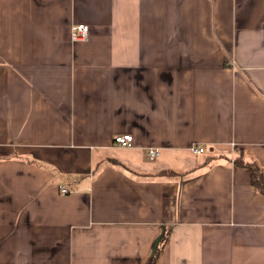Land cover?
I'll use <instances>...</instances> for the list:
<instances>
[{"label": "crops", "instance_id": "1", "mask_svg": "<svg viewBox=\"0 0 264 264\" xmlns=\"http://www.w3.org/2000/svg\"><path fill=\"white\" fill-rule=\"evenodd\" d=\"M240 154L264 168V0H0V264H264Z\"/></svg>", "mask_w": 264, "mask_h": 264}, {"label": "built area", "instance_id": "2", "mask_svg": "<svg viewBox=\"0 0 264 264\" xmlns=\"http://www.w3.org/2000/svg\"><path fill=\"white\" fill-rule=\"evenodd\" d=\"M91 35V27L88 24L80 23L72 26V41H88ZM134 143V137L132 134L117 135L115 137V144L120 147H130ZM192 151L196 154H201L205 149L201 146H193ZM150 158L152 160L160 156V150L157 148H152L149 150ZM62 192L64 194L70 192V190L63 188Z\"/></svg>", "mask_w": 264, "mask_h": 264}, {"label": "trees", "instance_id": "3", "mask_svg": "<svg viewBox=\"0 0 264 264\" xmlns=\"http://www.w3.org/2000/svg\"><path fill=\"white\" fill-rule=\"evenodd\" d=\"M234 163L236 166L245 167L250 171L252 185L264 195V168L256 161H248L244 154H240L236 157ZM166 239L167 237L163 239L162 245L154 257V263L159 257L161 248L164 246Z\"/></svg>", "mask_w": 264, "mask_h": 264}]
</instances>
